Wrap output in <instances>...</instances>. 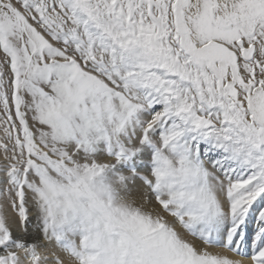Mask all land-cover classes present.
Segmentation results:
<instances>
[{
    "label": "snow or ice",
    "instance_id": "snow-or-ice-1",
    "mask_svg": "<svg viewBox=\"0 0 264 264\" xmlns=\"http://www.w3.org/2000/svg\"><path fill=\"white\" fill-rule=\"evenodd\" d=\"M0 264H264V0H0Z\"/></svg>",
    "mask_w": 264,
    "mask_h": 264
}]
</instances>
